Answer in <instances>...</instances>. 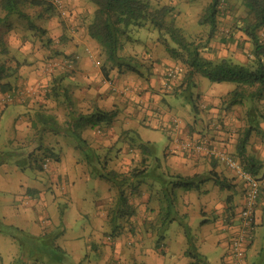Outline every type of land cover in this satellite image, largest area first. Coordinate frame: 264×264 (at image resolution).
<instances>
[{
	"label": "rangeland",
	"instance_id": "obj_1",
	"mask_svg": "<svg viewBox=\"0 0 264 264\" xmlns=\"http://www.w3.org/2000/svg\"><path fill=\"white\" fill-rule=\"evenodd\" d=\"M52 1L55 5V12L52 15H50L49 13L40 14L41 10L38 8H30L27 6H23L21 8L33 20V23H35L37 26H40L41 28H44L47 31L46 37L51 40L50 49L45 48L43 44V42L46 40L45 36L40 37L37 32L28 30V27H26L27 25H25L27 23V19L16 20L12 18V20L14 21V25L16 26L15 31L18 37L17 39L20 41V43H24L26 45V52L24 51L25 53H20L21 55L18 57L19 61L25 64V67L28 68V70L32 69V65L41 66V69H43V72L45 73L46 79V85L42 89H45V91L46 89H51L54 86V78L60 77L62 74L61 71L63 69H65L66 71L67 57H77L76 53H70L72 51L70 45L71 39H69L70 34L68 32L69 28H66V24L68 23L64 22L66 12L68 13L67 6H65V3H63L62 0ZM56 1L61 2L62 6L60 8L57 6ZM158 2L160 4H168L174 8L171 17L175 20V26H180L183 28V33L184 35H186V38L189 41L199 43L203 42L206 39V35L209 33V29L204 26H198L197 21L199 17L204 13L205 8L209 4L210 0H158ZM218 11L221 15L219 17L221 25L214 35H210L211 40L208 44V47L212 50V52H205L204 55L207 56L208 59L214 60L219 59V57L223 55V51H226L228 53H231V57L238 58L235 60H241L239 62H245L246 55H249L248 52L250 51L251 46L250 42L246 37H244L242 32L237 31V26H243L244 21L246 20V15L240 2H234L232 0L227 2L225 0H220ZM50 19H53V22L49 24ZM61 23H64L65 28ZM69 26L71 27L72 25ZM56 29L60 30L58 34L54 33L56 32ZM65 33V37H63L62 39L63 41L60 42L59 38L61 39V37ZM258 34L261 40L264 42V29L260 30ZM130 35L134 40H136V42L126 44L124 51L125 53L137 56L140 62H146L147 65L142 68L144 70L146 79L154 78V73H157L156 70L158 68H181V63L179 61L173 58H168V54L165 51L164 47L160 44L159 41H157V38H155V36H157L155 32H148L144 28H135L131 31ZM155 40L158 42L156 45L154 44ZM230 48H234V50L232 51L230 50ZM89 51V53L87 50L85 51L87 55L85 57L89 59L91 58L93 60L91 65L94 67V69H96V78L91 79V84L89 85V87H87L83 77L81 76L82 72L78 69V64L76 63L77 67L75 66L74 70L71 71V74H74V77L72 78L74 80V83H70L72 82L70 80L71 78H68L60 84L68 90L69 95L66 96V98L61 99V97H59V100L50 99L46 101L42 99L43 101H35L36 103L33 104L34 112L33 114L31 113L32 115L29 117L31 118V121L27 120L26 117L25 119H19L27 115V112L24 110L25 108H19L18 106H14L11 104V106L7 108L6 112L2 113V115L0 116V160H3L8 165H12L15 164L13 161L17 160L18 154L20 155V153L25 155V158H28L29 152L33 149L35 150L38 142V137H40L39 141L41 142V146L43 147H40L38 153L34 155L37 163L41 164V162L44 160L42 159V155L45 154V152H48V155L50 154L49 151H46L44 149V147L50 148L52 154L58 156V159H60L61 155L65 156V161L67 160V162H65V171H67V173L72 172V175L65 178V182L67 184H73V187H70L71 193L69 191L66 196H60V198L58 199L56 203V206L58 207V214L54 219L55 224L57 225H53L52 227L48 228L47 235L36 238H28L26 236L21 237L23 242L22 248L19 241L10 238L11 234L5 232L0 233V256L2 258V264H32L34 263L35 258L38 256H40V258L44 261H50L53 264H72L74 258L71 254V256L68 254L69 240L75 237L76 239H83L82 236L89 234L90 223L88 222L91 221L93 211L95 212V203L106 202L103 199H106L107 197L110 200L111 198L119 196L116 186L113 187L110 182H107L105 180L93 181L96 177V174L94 171H92V166L88 164V161H86L85 156L82 153L77 152L73 148V146H75L74 141L65 136V134L62 132V129L66 126V123L69 120L71 121V118L69 116L71 115L72 111H74L72 115L86 114L89 113L95 106H97L96 102L101 104V100L103 99H96V102L94 101L95 98H98L95 97V92L99 93V98L100 96H106V94L102 93V91H110V89L106 86L105 81L110 80L113 84L120 86V84L117 83V80L120 77L117 75L116 71H113L107 78L100 76V74L98 73L100 71L102 57H100V54L98 53L99 51L95 47V43L92 44ZM59 52L61 54L59 56L56 55V53ZM164 57L166 59V62L163 61ZM157 59H161V61H159V63H156ZM151 72H153V74H151ZM183 72L184 71H182V73ZM95 73L93 75H95ZM63 74H66V72H64ZM123 75V78H127V83H129L128 76H130L131 80L133 78L138 79L136 75L133 74L131 75L129 73H123ZM77 77L79 78V81L76 80ZM199 79V83H196V80H194L196 85L195 87H192L190 89V91L192 92L191 100H188L183 94H179L178 96L169 95L166 96L165 99L167 100V103L170 104L173 111L176 112L178 119L182 121L183 129L187 132H189L188 130H193L194 128L196 129L197 123L199 122H205L206 125L203 128H207L208 130L212 131H221V126H229L228 131L232 132L233 135L231 151H229V148L226 146H219L218 148L225 149L228 154L239 160L235 147L237 144V139L241 135L242 129L247 124L246 112L250 108V106L248 103H245L242 106L226 108L224 105L219 103L221 102L220 99L221 97L225 96L226 93L232 91V89L235 87V84L230 82H223L216 85L210 83L201 75ZM81 81L82 83H80ZM133 83L136 82L134 81ZM158 88V86H153L149 87V89L147 90H154L153 92L156 91V93H158ZM58 90L60 91L61 89ZM147 90L145 89V91ZM43 94L44 93H42L41 96H43ZM185 94L187 95V92ZM109 98L110 97L108 96L105 99L109 100ZM162 99L160 98L159 100L161 101ZM222 99H224V97ZM105 105L107 106L102 107L105 110L120 108V104L115 102L114 99L107 101V104ZM129 106L130 109H132L133 113L138 111L136 107L132 105ZM257 107L262 116H264V100L257 104ZM36 112L40 113V115L44 116L45 118L51 117L55 122V127L57 128L59 135L55 136L54 132L52 131H44L42 133V125L36 123ZM141 117V114L136 117V122H140ZM145 119L148 120L151 127L153 126L154 128L132 124L131 127L134 131L132 130V133L130 132L128 134H135L134 136L138 137L137 143L134 142V144H148L147 146L149 148L151 146L152 150L155 151V158H157L162 164L160 165L163 169L166 167V161L164 159L165 156L169 157L168 150H170V148L172 147V139L164 129L157 128L159 127V122H157L156 119H147V117H145ZM34 125L36 126V129L32 127ZM260 127L264 132V121L260 123ZM46 129H48V127ZM125 131L128 130L116 129L112 135L107 133L106 131H104L105 135L102 131L98 133L97 129L93 132L99 139L111 138V140H115L119 133L122 137H124ZM39 132H41L42 134H40ZM189 133L191 135L193 134L192 131ZM128 134L126 136H128ZM109 144L110 142L108 143V146ZM207 144L210 146V148L214 146H211L209 141L207 142ZM67 149H73L74 153L69 158L67 155H65V151H67ZM122 151H124L123 155L121 154ZM109 155L110 157L121 155V158H123L122 162H125L124 164L126 166L124 170L135 167L138 168V166H136L138 165V163L136 165L134 163L136 155L140 156L138 148L136 147L126 148L122 146L121 143H118L113 147ZM247 156L251 158L253 157L255 158V160L261 163V167L257 177L258 179H260V181L264 182L263 135H257L255 133L251 135L247 145ZM71 157H75V159L79 160L80 164L83 166V169H81V171H79L78 168L76 166H73L69 161L72 159ZM195 157L206 159L209 158L207 156L201 155H195ZM153 159L154 158L151 157V160ZM209 159L211 160L212 158ZM26 161L28 162V160ZM31 163L33 162L30 161V164ZM46 163L48 164V168L45 171H38V169L34 167L26 166L25 172L33 173L34 175L37 174L43 179L47 178V181L49 182L48 174L50 173L49 171L52 169V167L55 166L56 161L52 156L49 160H47ZM150 164L146 166L149 167ZM153 164L155 165V163ZM238 182L240 181L238 180ZM47 186V191H49L48 189L50 186L48 183ZM132 186V184H130V186L126 184L123 188V191L125 192L126 196H128L129 201H131V198L133 196H136V193L134 192V190H132ZM263 188L264 186L262 187V189ZM262 189L259 198V207L257 209L258 212L260 211L261 216L264 215V191ZM175 192L177 194L178 191L176 190ZM50 194L51 192H48V196H50ZM159 197L164 201V204L166 206L168 203L166 199L168 198L164 193H160L158 195L155 193L152 199H158ZM173 206L174 208L176 206L177 208H180L181 203H178V199H175V201L173 202ZM82 214L83 216L85 214H89V217L87 218L86 216H84L81 218ZM198 216L199 215H197L196 217L191 216L188 219V222L190 224L185 219L186 224L190 225L189 228H187V231L184 226L183 215H180L179 218L181 220L174 221L170 228V233H172L170 235L172 237L170 241H172V243H174L175 245L176 236L184 234L190 239L191 245L194 244L195 250L201 256V261L203 262V264H223L221 259L223 258V255L225 253L223 246L225 241H223V245L213 244V242L210 241L211 238H207L209 237L208 234L213 226H203V224H201V222L199 221L200 216L199 218ZM262 218H264V216ZM195 221L196 223H194ZM179 224L181 226H179ZM186 231L188 232V234H186ZM116 235L117 234L115 233L114 237H116ZM187 241L188 240L186 239V242ZM172 243H169L170 248L172 246ZM263 243L264 228L261 227L260 223V225H257L254 230V241L251 246L253 258L251 263L249 261L248 264H256L254 261L255 255H257L256 259H260L258 257L264 255L261 253L263 252L261 249ZM186 245L188 248V243ZM106 246L108 247L109 253L114 254V243H108L106 244ZM121 248L122 250L123 248H128V250L131 251L134 246L133 244H131V246H127L126 248L125 246H121ZM76 254L80 256L78 257V259L83 260L82 264H85L84 260L88 255H85L86 253H84L83 250L81 252L77 251ZM186 257L187 259L185 264H193L192 259H190L188 256ZM129 262L132 264L134 261L131 260Z\"/></svg>",
	"mask_w": 264,
	"mask_h": 264
},
{
	"label": "crops",
	"instance_id": "obj_2",
	"mask_svg": "<svg viewBox=\"0 0 264 264\" xmlns=\"http://www.w3.org/2000/svg\"><path fill=\"white\" fill-rule=\"evenodd\" d=\"M62 1L65 3V6H67L68 10L64 22L68 23L66 24V28H69L68 32L70 33L69 39H71L70 45L72 51L70 53H76L77 58L79 59L78 69L82 72L81 76L87 87H89L91 79L96 78V69L91 65L93 60L85 57L87 56L85 51L89 50L95 42L82 34V28L79 27L80 25L78 24H81L80 22L83 18L91 16L93 7L87 2V0ZM52 22L53 19H50L49 24ZM69 25L72 26L70 27ZM59 32L60 30L56 29V32L54 33L58 34ZM17 38V34L15 31H11V29L6 33L4 40L6 41V46L8 48V56L12 57V55H14L19 57L21 55L20 53L26 52V45L20 43ZM96 46L95 43V47ZM230 50L233 51L234 48H230ZM222 54L223 55L219 58L229 57L234 60L238 59L236 57H231V53L226 51H223ZM163 61L166 62V59L164 58ZM162 70L163 69L161 68L156 70L160 76ZM94 73L95 75H93ZM160 76L151 79L148 78L145 81L139 78H133L131 80L130 76H128L129 83H127V78H123L124 75H122L117 80V83L120 84V86L116 85L118 87L117 91H112L110 88V91L103 90L102 93H105L106 96H100V98L99 93L95 92V97H98L95 98V102L96 99H103L101 100V104L96 102V105L99 108L106 107L107 105L105 104H107V101L114 99L115 102L120 104L119 109H122H116L117 115L112 123L107 126V133L112 135L116 129L133 130L131 127L132 124L152 128L153 126L151 127L150 122L146 120L145 117H147V119L154 118L159 122V127L157 128L164 129L172 139L173 143L171 144L172 147L170 150H168L169 157L165 156L164 159L166 161L165 168L162 169V164L157 158L148 162V164L152 162L148 167L152 171L145 174V176L148 177V179H145L147 181L146 184L149 185V187L146 185L148 190L135 188L134 192L136 193V196H133L131 201L127 199L126 203H120L118 196L111 198L110 200L105 196L108 198L103 199L106 202L94 204L95 212L93 211L91 221L88 222L90 223L89 234L82 236L83 239H76L75 237L69 240L68 254H71L74 258L72 264L83 263V260L78 259L80 256L76 254L77 251L81 252L82 250L86 253L85 255H88L85 257V264H131L129 262L131 260H133V263L135 264H185L187 259L185 255V250L187 249L185 235H175V245L170 241V239H172L170 236L172 234L170 233V228L175 221L173 214L174 211H177L178 213L177 221L180 220V215H183L185 228H189L190 223L188 222V219L191 216L196 217L199 215V221L203 226H213L208 234L209 237L207 238H211L210 241L216 245H223V241H225L223 245L225 250L224 255L228 253L227 244L230 238L231 228L237 223V221H235V215L242 204L243 187L233 176L232 172L219 162L215 161L212 163L209 158H197L194 154L180 152L177 149V146L181 140L184 141L189 139L204 141L206 144L209 141L211 146H226L229 148V151H231V143L233 142L232 132L228 131L229 126H221V131H212L207 128L204 129L203 127L206 125L205 122L197 123L196 129L194 128L195 130H188L189 132L192 131V135L184 130L182 121L178 119L176 112L173 111L170 104L167 103V100L165 99V97L169 95L161 89L162 78ZM199 77L200 75L195 77L194 80H196V83L200 82ZM14 79H11L10 82H14ZM76 80L79 81V78L77 77ZM134 81L136 83H133ZM15 82L21 89H32L30 93L24 94V102L21 103L17 100V102L11 104L18 106L19 108H25L24 110L27 112V115L19 119H25L26 117L27 120L31 121V118L29 117L34 112L33 104L36 103L35 101H41L43 99L41 95L45 92V90H42V87L45 86L46 83L45 73L40 65H32V69L29 70L23 66L20 68L18 78ZM80 83H82V81ZM153 86L159 87L157 89L158 93H156V91L153 92L154 90H147L149 87ZM121 89H127V92L122 93L120 91ZM145 89L147 91H145ZM7 94L8 93L0 90V116L2 113L6 112L9 106H11L10 104H6L3 100V97ZM108 96L110 98L109 100H106L105 98ZM160 98H164L166 102L163 101V99L160 101ZM129 105L136 107L138 111L133 113ZM140 114L142 115L141 120L140 122H136V117ZM174 119L177 120L178 126L174 125ZM83 137L88 141L91 149H94V151L99 150V152L102 151V148L108 147L110 141H117V137L115 140H111V138L99 139L93 131L88 130L84 132ZM175 140H177V143ZM72 154H74L73 149H67V151H65V155H67L68 158ZM19 158L22 159V165L20 164L21 162L19 161ZM137 159H139V156L136 157L135 161H137ZM69 161L73 166H76L79 171L83 169V166L78 159H75V157ZM122 161L123 158L121 157L119 160L114 159L109 162L108 167L115 171H121L126 168L124 164L125 162ZM13 162L15 164L8 165L3 160H0V233L5 232L11 234L10 238L19 241L23 248L21 237L26 236L28 238H36L45 236L47 235L48 228L57 225L54 221L58 214L56 203L60 196H66L69 191L71 193L70 187H73V184H67L65 178L72 175V172L67 173V171H65V162H67V160L65 161V156L63 155L60 156V159L56 161L55 166L49 171V182L47 181V178L43 179L37 174L34 175L33 173L25 172V155H19L17 160ZM153 163H155V165ZM210 171L216 172L221 178L227 179L231 185V189L220 190L214 185L213 181H207L200 185L197 190H178L177 194L175 192V198L177 197L176 200L178 199V203H181V206L180 208H177V206L174 208L173 206V211L170 210L168 215L170 219L173 218L174 221L169 223L170 221L166 220L162 223L158 218V213L163 211L165 207L164 201L160 199V197L158 199H152L151 195L153 196L154 193L157 195L165 193L168 192V190L160 187V184L154 182L158 176L163 174L166 177L170 175L192 177L194 175H207ZM98 180L103 179H99L96 175L93 181ZM47 183L50 186L48 189L49 191H47ZM142 187L145 188V185H142ZM160 188L162 189L161 191H159ZM48 192H51L50 196H48ZM226 198H229L230 203H226ZM123 204H125L126 207L123 206ZM228 206H230L234 212L232 218L226 212ZM125 210L127 211L124 213L120 212ZM128 212L131 213L129 214ZM88 215L89 214H85L84 216L88 218ZM84 216L82 214L81 218ZM263 216L260 215V211L256 212L255 228L257 225H260V223L261 227L264 228ZM185 219L189 223L188 225L186 224ZM194 223H196V221ZM114 224H118L121 227H124V229H119L116 237L109 241L105 235L109 232L110 226ZM158 226L162 228L158 229ZM179 226L181 225L179 224ZM108 243H114V254L109 253L108 247L106 246ZM169 243H172L171 248ZM131 244L134 246L131 251H129L128 248H123L122 250L121 246H125L126 248L127 246H131ZM251 246L246 253V264H248L249 261L251 263L253 258ZM263 247L264 243L262 248ZM261 253L264 254V250ZM224 255L221 259L222 263L231 264L228 260L229 258H226ZM256 256L257 255L254 256L255 263L264 264V255H258V258L260 259H256ZM32 264L53 263L50 261H44L38 256Z\"/></svg>",
	"mask_w": 264,
	"mask_h": 264
},
{
	"label": "trees",
	"instance_id": "obj_3",
	"mask_svg": "<svg viewBox=\"0 0 264 264\" xmlns=\"http://www.w3.org/2000/svg\"><path fill=\"white\" fill-rule=\"evenodd\" d=\"M219 1L220 0H210L204 13L197 21L198 26H204L209 29L206 39L199 43L189 41L183 33V28L175 26V20L171 17L174 8L168 4H160L158 0H87V2L93 7L92 14L89 17L87 16L86 18H83L80 22L81 24L78 25L82 28V34L88 39L94 41L97 45L96 48L99 51L98 53L100 54V57H102L100 71L98 73L104 78L109 77L113 71H116L119 77L122 76L123 73H129L131 75H136L139 79L146 80L144 70L142 69L147 65L146 62H140L137 56L125 53L124 51L126 44L136 42V40L130 35L131 31L135 28H144L148 32L156 33L157 36H155V38H157V41H159L164 47L168 54V58H173L181 63V68H164L161 76L159 73H154L155 77L160 76L162 78L163 84L167 82L169 85V87L165 89L164 85L161 84V89L167 92V95L178 96L179 94H183L188 100H191L192 92L190 89L195 87L196 84L194 79L197 75L206 78L210 83H234L235 87L232 91L223 96L224 99L221 97V102L219 103L226 108L242 106L245 103L249 104L250 108L246 112L247 124L242 129L235 147L239 159L236 160L245 171L257 176L261 163L253 157H247V145L253 133L264 136V132L260 127V123L264 121V116H262L257 107V104L264 100V42L258 34L260 30L264 29V0H232L234 2H240L246 15V20L244 21L243 26H237V31L242 32L250 42L251 46L250 51L248 52L249 55H246L245 62L235 61L229 57L211 60L204 55L205 52H212L208 47L211 40L210 35H214L221 25L219 18L221 15L218 11ZM225 1L229 2L231 0ZM23 6L38 8L41 10L40 14L49 13L52 15L55 12V5L52 0H0V90L11 96L17 95L18 92H25V88L21 89L15 82L18 78L20 68L25 66V64L19 61L18 56H8V48L6 46V41L4 40L6 33L10 29L11 31H15L16 26L14 25L12 18L16 20L27 19L25 25H27L26 27H28V30L37 32L40 37H46L47 34V31L44 28L33 23V20L21 9ZM61 24L64 27V23ZM65 35L66 33L61 39L59 38L60 42L63 41L62 39ZM45 39L46 40L43 44L45 48L50 49L51 40L48 37ZM157 41L155 40V45L158 43ZM60 54V52L56 53L58 56ZM161 59H157L156 63H159ZM66 62V71L63 69L64 71H61V76L54 78V86L51 89H46L42 96V98L44 97V100H59V97L62 99L69 95L67 88H64L60 84L68 78H71L70 80L72 82L70 83H74V80L72 79L74 74H71V71L74 70L75 66L77 67L76 63L78 64L79 62L78 58L75 56L71 58L67 57ZM182 71L184 72L182 73ZM64 72H66V74H63ZM169 73H171L170 77H168ZM151 74H153V72H151ZM11 79H14L15 81L10 82ZM43 88L44 86L42 89ZM58 89L61 90L59 91ZM186 92L187 95L185 94ZM24 101L25 98L20 102L22 103ZM163 101L165 100L163 99ZM73 112L74 111H72L69 116L71 121L69 120L66 123L62 132L65 136L74 141V149L85 156L86 161L92 166V171L95 172L98 178L110 182L113 187L116 186L120 203H126L128 199V196H126L123 191L126 184L128 186L132 184V190H135V188L148 190L146 188L147 181L145 180L148 179V177H146L145 174L150 173L152 170L147 169L148 166L146 165H148L151 157L156 159L154 156L155 151L152 150L151 146L149 148L147 146L148 144L138 143L136 145L138 137L134 136L135 134H128L130 132L132 133V130L124 132L125 138L119 133L117 141H110L109 146L102 148V151L100 152L99 150L94 151V149H91L88 146V141L83 137L85 131H94L96 129L98 133L102 131L105 135L104 131H107V126L112 123L117 115L116 109L105 110L95 106L86 114L72 115ZM36 113V123L42 125V133L44 131H52L55 136L59 135L57 128L55 127V122L51 117L45 118L44 116H41L40 113ZM32 127L36 129L35 125ZM47 127L48 129H46ZM39 133L42 134L41 132ZM127 134L128 136H126ZM39 139L40 137H38L35 150L33 149L30 151L28 154L29 157L25 158L24 165L26 163L25 167L28 165L38 169V171H45L48 168L46 162L50 157L53 156L55 161H58L59 159L58 156L52 154L50 148L44 147V149L49 151L50 154L48 155V152H45V154L42 155V159L44 160L41 164H38L34 155L38 153L40 147H43L41 146ZM134 142L136 143L134 144ZM118 143H121L122 146L126 148H138L140 156L136 155V157L139 156V159H137L138 161H134L135 165L138 163V165H136L138 168H127L128 170L122 169L121 171H115L108 167L110 161L121 157V155L115 157H110L109 155L110 151ZM123 152L124 151L121 153L122 155ZM21 154L22 153H20V155ZM21 160L22 159L19 158V161L21 162L19 163L22 165L23 162ZM26 160H28V162ZM30 161L34 164H30ZM215 161V159H211L212 163ZM45 163L47 164L46 169L43 168ZM207 181H213L214 185L220 190L231 189L229 181L225 178H221L213 171L208 172L207 175H194L192 177H183L181 175H170L166 177L163 174L159 175L154 182L160 184V187L168 190V192L164 193L168 198L166 199L168 203L163 211L158 213L160 221L163 223L166 220H169V223H171L174 220H178L177 211L173 212L175 217L174 220L173 218L170 219L168 216L170 210L173 208V202L176 199V190H197L200 185ZM142 185H145V188H143ZM147 186L149 187V185ZM161 190L162 189L160 188L159 191ZM262 190L264 191V188ZM154 195L155 193L153 196ZM153 196L151 195L152 198ZM226 203H230L229 198H226ZM123 206H125V204H123ZM126 211L127 210L120 212L124 213ZM226 212L231 218L234 216V212L230 206L227 207ZM128 213L130 214L131 212ZM160 228L162 227L158 226V229ZM119 229L122 230L124 227H121L118 224L110 226V231L105 235L107 240H112ZM187 231L186 234H188ZM185 237L188 240V248L185 250V255L192 259L193 264H203L201 256L195 250L194 244L191 245L190 239L187 236ZM251 243L249 244L248 249L251 246ZM263 250L264 247L262 248V251ZM0 264H2L1 258Z\"/></svg>",
	"mask_w": 264,
	"mask_h": 264
},
{
	"label": "built area",
	"instance_id": "obj_4",
	"mask_svg": "<svg viewBox=\"0 0 264 264\" xmlns=\"http://www.w3.org/2000/svg\"><path fill=\"white\" fill-rule=\"evenodd\" d=\"M57 6H62L60 1H56ZM88 53L90 52L87 50ZM171 73L168 74L170 77ZM105 84L112 91H117L118 87L110 80L105 81ZM169 85L164 83V88L167 89ZM31 88H26L25 92H18L17 95L11 96L9 94L3 97L6 104H12L15 101H22L24 94L30 93ZM122 93H126L127 89H121ZM175 126H178L176 119L173 120ZM177 143V140H175ZM177 149L180 152L187 154L207 156L215 159L217 162L226 167L232 172L233 176L242 183L243 198L242 204L236 215L237 223L231 228L230 238L228 240V253L224 256L229 258L231 264H246V253L249 244L253 240L254 229L256 225V211L259 207V198L261 195V189L264 186V182L260 181L258 177L254 176L250 172H247L239 164V162L228 154L224 149L218 147H212L206 144L204 141L198 140H184L178 143ZM43 168H47V164L43 165Z\"/></svg>",
	"mask_w": 264,
	"mask_h": 264
},
{
	"label": "clouds",
	"instance_id": "obj_5",
	"mask_svg": "<svg viewBox=\"0 0 264 264\" xmlns=\"http://www.w3.org/2000/svg\"><path fill=\"white\" fill-rule=\"evenodd\" d=\"M257 177V176H256Z\"/></svg>",
	"mask_w": 264,
	"mask_h": 264
}]
</instances>
